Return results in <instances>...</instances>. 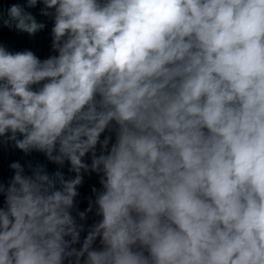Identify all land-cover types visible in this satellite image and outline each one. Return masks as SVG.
<instances>
[{
    "label": "clouds",
    "instance_id": "9594fccd",
    "mask_svg": "<svg viewBox=\"0 0 264 264\" xmlns=\"http://www.w3.org/2000/svg\"><path fill=\"white\" fill-rule=\"evenodd\" d=\"M40 2L58 54L0 45V138L75 176L9 165L0 264H264V0Z\"/></svg>",
    "mask_w": 264,
    "mask_h": 264
},
{
    "label": "water",
    "instance_id": "95a60500",
    "mask_svg": "<svg viewBox=\"0 0 264 264\" xmlns=\"http://www.w3.org/2000/svg\"><path fill=\"white\" fill-rule=\"evenodd\" d=\"M13 4H20L25 7V10L30 12L38 23H43L45 27L35 34L29 35L26 32H21L15 27L8 28L0 22V45L4 46L9 52L16 53L25 50L32 51L41 60L50 56L57 55L52 48V28L54 27V9L48 10L50 15L45 16L42 14L44 4L38 0V3L33 8H27V0H0V13L5 18L7 17V10ZM103 139V137H101ZM86 163H91L90 154L84 158ZM13 162H19L24 168L25 173L30 175L29 165H44L46 170L51 174L55 171H62L65 178H72L75 176L74 172H70V163L65 161L63 166L57 165L49 161L43 153L33 151L25 154L14 146V143H4V138H0V183L8 184L14 175L9 165ZM101 188L99 184V176L96 173H83V183L78 187L79 195L75 198L76 209L84 211L88 207L90 199L94 200L92 188ZM5 206L4 197L0 195V208ZM73 216L76 217L78 224H83L85 231L81 232V243L87 234V229L100 217L95 216L94 212L89 213L84 221H80L77 216V211H73ZM97 241V245H98ZM94 245V246H97ZM77 248L80 244L76 245Z\"/></svg>",
    "mask_w": 264,
    "mask_h": 264
}]
</instances>
